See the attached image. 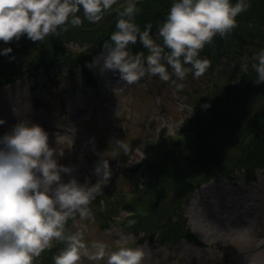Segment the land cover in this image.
I'll use <instances>...</instances> for the list:
<instances>
[{
    "label": "rangeland",
    "instance_id": "1",
    "mask_svg": "<svg viewBox=\"0 0 264 264\" xmlns=\"http://www.w3.org/2000/svg\"><path fill=\"white\" fill-rule=\"evenodd\" d=\"M257 18L254 13H239L232 31L264 45V29ZM134 19L137 23V17ZM154 33L158 34V29ZM217 38L218 35L214 40ZM98 54L88 63L90 81L86 83L83 75L61 73L58 74L57 86H49L47 77L38 73L0 88V132L6 131L17 117L41 118L39 122L43 125L40 127L48 132L49 145L57 148L58 152L62 151L54 153L58 163L73 169L69 173H61L64 182L75 177L79 183L91 184L88 176L92 169L81 153L97 151V139L114 142V147L123 148L124 144H130L132 148L135 145L148 148L150 141L147 144L143 142L152 140V134L153 145L160 135L172 139L171 133L183 125L186 110L191 111L171 80L163 81L158 75H148L136 83L127 84L119 79L118 71L103 70L99 64L93 63ZM228 62L234 63L233 59ZM230 73L225 72L226 75ZM172 79L183 83L180 90L187 93L194 92L197 87L203 90L210 84L205 73L195 77L190 72L183 81L174 75ZM255 81L245 75L231 87H224L221 93L234 91L238 103L229 110L219 109L216 115L228 111V118L234 124L254 116L264 106V102L257 98L263 91L264 82ZM48 92L56 97L58 105L62 103L61 111L47 112L36 103L46 102ZM31 118L25 121L32 123ZM213 123L210 118L201 117L196 124L208 130ZM258 140V132L254 131L245 143ZM215 144L218 145V154L212 157V161L199 157L186 169V176H197L195 181L184 179L190 183L189 186L193 183L191 188L182 182L166 180L163 175L168 194L160 206L162 210L176 209L175 220L190 235L187 240L169 237L172 239H166L165 244L154 239L143 241L139 245L145 251L143 264H264V172L258 169L256 179L248 181L243 180L242 172L236 173L234 178L226 177L227 168L240 165L241 154H246L232 148L228 142ZM137 148L134 147L133 155L138 154ZM186 153L174 150L167 153L170 167L179 163L177 173L184 169ZM123 187L132 188L133 184L128 182ZM185 200L188 205L181 212L177 207ZM161 217L158 215L154 222ZM85 221L69 218L66 229L76 231L83 226L84 239L89 245L96 240L105 241L107 245L112 242L120 245L137 239L118 226L101 228L96 223L84 225ZM81 264H106V257L99 261L82 257Z\"/></svg>",
    "mask_w": 264,
    "mask_h": 264
},
{
    "label": "clouds",
    "instance_id": "2",
    "mask_svg": "<svg viewBox=\"0 0 264 264\" xmlns=\"http://www.w3.org/2000/svg\"><path fill=\"white\" fill-rule=\"evenodd\" d=\"M116 2L0 0V40L8 42L26 34L33 41H41L49 34L59 35L69 25H81L84 19L99 22ZM248 7V0L234 3L233 0H172L166 18L158 26L161 43L154 39L150 23L141 30L134 19L138 11L136 0H127L122 10L117 9L115 30L109 36L111 42H104L93 63L103 70L118 71L119 79L127 84L158 75L180 89L183 83L172 79L173 75L179 81L190 72L195 77L203 75L211 60L202 57L201 50L216 34L223 37L231 33L237 15ZM138 39L148 50L147 54L132 52L130 45ZM11 52V46L0 48V55ZM247 60L246 55L240 65L245 71L249 67ZM251 67L257 74L255 82H264V48L253 53ZM48 140L46 130L24 119L0 132V264H34V259L50 248L54 239L64 243L53 257L54 264H81L82 257L94 261L106 257V264H143L142 247L129 246L124 241L109 251L105 241L96 240L89 245L84 239L83 226L76 231L66 229L69 218L77 215L81 220L93 218L89 206L102 192V185L108 182L112 172L109 159L100 158L94 166L98 177L94 183L82 184L75 177L64 182L61 173L73 169L58 163L54 153L62 151L50 146ZM123 151L129 155V162L134 156L136 162L144 156L143 152L130 155L134 152L130 144H124Z\"/></svg>",
    "mask_w": 264,
    "mask_h": 264
},
{
    "label": "trees",
    "instance_id": "3",
    "mask_svg": "<svg viewBox=\"0 0 264 264\" xmlns=\"http://www.w3.org/2000/svg\"><path fill=\"white\" fill-rule=\"evenodd\" d=\"M120 1L122 0H117L116 4ZM234 2L235 0H233ZM171 3L172 0H145L136 5L138 11L135 13V17H137V23H141V30L150 23L154 39L161 43L162 38L158 34L155 35L153 30L158 29V26L166 18ZM248 3L249 7L243 12L256 14L258 22L264 29V0H248ZM113 7L104 14L99 22H90L84 19L81 25H69L67 30L61 31L59 35L49 34L41 41H33L26 34L21 35L19 39L13 38L8 42L0 40V48L8 46L12 48L11 53L0 55V83L31 74L38 68H42L46 75H51L50 81H53L56 75L63 70L72 71L78 66L81 69L80 72L89 74L85 64L91 60L105 41L111 42L109 36L115 30V23L118 19V11ZM79 14L82 15V10ZM216 35L218 38L214 40ZM216 35L212 42L206 44L200 52L202 57L206 56L211 60V64L205 72L210 84L206 85L203 90L197 89V87L191 93L180 89L176 91L183 97L187 107L191 109V111L186 110L185 112L184 128H180L176 132L177 138L174 137V140L167 141L162 137L163 139L160 138L153 145L154 134H152V140L146 139L143 142V144H147L150 141L148 148L135 145L134 147H139L146 152H151V154L129 170L120 165L129 156L124 153L121 146L114 147V142L109 143L104 139H97L98 150L88 152L86 156L87 162H89L88 167L92 169V174L88 176V179L90 183H94L98 179L94 172V166L100 158L109 159L112 175L108 182L102 185V192L91 202L89 207L93 212V218L86 219L84 225H87L92 219V223H96L101 228L109 227L111 224L110 215L116 214L121 206H142L143 210L136 211L135 216L129 219L134 220L135 223L129 224L128 220L123 226L124 230L135 234L139 232L147 234L146 232L152 231L149 236L164 243L166 239L184 235L185 232L179 221H173L176 209L162 210L160 206L168 194V191L165 190L167 183L164 182L163 175L166 180H174L175 183L182 182L188 189L191 188L193 183L189 186L190 183H186L184 179L192 181L197 176H186V169L193 163L192 161L195 162L200 159L199 157L209 162L212 161V157L218 154L216 148L218 145L215 143L219 142L221 144L228 142L232 148L246 154L243 156L240 153L242 161L240 165L246 167V177H251L248 169L264 167V106L248 121L239 124H234L229 120L228 111L216 115L219 109L229 110L238 103L234 91L221 93L224 87H231L233 83L245 75L251 79H257V74L252 69L250 61H252V55L256 49L264 48V45L249 40L236 31H231L223 37L219 34ZM71 44L80 47L86 45V49L76 53L72 50L74 46L70 47ZM130 48L133 53L143 51L147 54L148 51L139 39L136 44L130 45ZM246 55L248 59L251 58L250 61L247 60L249 65L247 71L240 67L244 63ZM229 59H233L234 63L230 64ZM227 71L231 73L226 75L225 72ZM51 96L48 100V107L54 103L53 94ZM257 98L264 102V88ZM205 104L208 106L205 107ZM201 117L210 118L214 121L211 128L207 130L197 127V120ZM254 131L258 132L259 140L255 143H245ZM216 137L221 138L217 139ZM170 150L188 152L186 153L184 169L180 173L176 172L179 163L170 167V157H167ZM230 168L232 167L227 169ZM128 182H132V188L123 187ZM130 191L134 195L132 200L137 201L138 204L134 205V202L130 201L131 197L128 196ZM186 203V200L183 201L177 208L183 211ZM160 210L162 211L159 212ZM158 215H162L161 219L154 222ZM75 218L78 219L79 215ZM63 247L62 241L54 239L52 246L44 249L34 259V264H54V255L58 254Z\"/></svg>",
    "mask_w": 264,
    "mask_h": 264
}]
</instances>
